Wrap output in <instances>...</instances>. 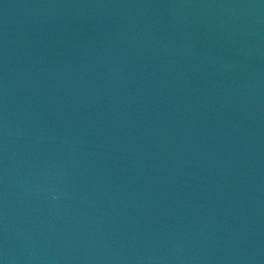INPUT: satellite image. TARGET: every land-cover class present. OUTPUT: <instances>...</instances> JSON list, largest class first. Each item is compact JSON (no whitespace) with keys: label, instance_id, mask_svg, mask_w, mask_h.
<instances>
[{"label":"water","instance_id":"water-1","mask_svg":"<svg viewBox=\"0 0 264 264\" xmlns=\"http://www.w3.org/2000/svg\"><path fill=\"white\" fill-rule=\"evenodd\" d=\"M0 264H264V0H0Z\"/></svg>","mask_w":264,"mask_h":264}]
</instances>
